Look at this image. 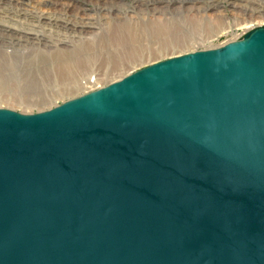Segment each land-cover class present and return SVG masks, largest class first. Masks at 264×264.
Here are the masks:
<instances>
[{
	"label": "water",
	"instance_id": "obj_1",
	"mask_svg": "<svg viewBox=\"0 0 264 264\" xmlns=\"http://www.w3.org/2000/svg\"><path fill=\"white\" fill-rule=\"evenodd\" d=\"M0 264H264V25L0 108Z\"/></svg>",
	"mask_w": 264,
	"mask_h": 264
},
{
	"label": "rangeland",
	"instance_id": "obj_2",
	"mask_svg": "<svg viewBox=\"0 0 264 264\" xmlns=\"http://www.w3.org/2000/svg\"><path fill=\"white\" fill-rule=\"evenodd\" d=\"M56 1L69 4V13L74 15L73 18L77 22H80L83 17H88L94 23L91 28L87 27L85 32L83 31L86 36H81L82 39L79 42H74L70 36L59 34L56 30L49 29L42 24L47 12L59 11L61 6L55 7L48 0H25L23 2L25 9L33 13L38 22L35 21V25L38 26H35V31L32 32L29 30L28 21L15 17V12L21 10L20 7H16L17 2L15 0H0V31L8 30L16 36L32 35L41 37L40 39H47L45 42L39 44L36 42L34 45H25L24 43L21 47L16 44L1 45L0 43V56L17 63L15 72L3 71L4 67L0 70V108H8L25 114L46 111L109 85L155 62L177 55L219 47L223 41L240 39L250 30L264 25L263 0H195L196 6L207 8V17L199 20L200 16H197V11H195L190 14L185 12V16H182L181 19L186 18L195 22L199 20L198 23L205 25L193 27L186 22L177 20L174 24L180 25L178 28L182 31L183 37L186 35L182 41H173L165 45L162 44V46L145 43L142 47L134 46L131 49L120 46L115 52L113 47L108 46V43L112 36L110 30H114L117 26L115 23L118 22L117 20H124L128 15L127 18L140 22L141 19L144 21L155 20V16L149 14L140 18L132 13L131 9L123 10L120 13L114 9L113 14H118L117 18L119 19H108L109 13L104 8L113 7V5L117 8L118 4L120 6L129 4L130 0ZM171 3L173 7L179 6L178 1L171 0ZM236 3L248 5L250 9L251 6H258L257 9L262 15L257 12L254 13V16H250L253 13L250 12V9L246 13H240V8L234 7ZM80 11H84L85 14ZM237 12L241 15H236ZM111 22L113 23V27L110 26L112 28L108 26ZM62 39H67L65 42L67 44H61ZM73 45L74 47H72ZM66 46L69 47V50L71 49L70 54L58 52ZM84 51L93 54L92 63L84 61ZM71 60L78 64L69 74L67 66ZM74 73L76 75L73 77Z\"/></svg>",
	"mask_w": 264,
	"mask_h": 264
},
{
	"label": "bare ground",
	"instance_id": "obj_3",
	"mask_svg": "<svg viewBox=\"0 0 264 264\" xmlns=\"http://www.w3.org/2000/svg\"><path fill=\"white\" fill-rule=\"evenodd\" d=\"M15 1L17 2L16 7L21 8L20 11L15 12L14 14L16 15L15 17H19L23 20L28 21L29 22L28 25L30 26L29 30L34 32L35 26H38V25H35V21H36L34 17L35 15L33 13L28 12L25 9V3H23L25 0H15ZM48 1L51 5L54 4L55 7L61 6V9H59V11H56V12H51V11L47 12V14L45 15V20L42 22L43 25L47 26L49 29L56 30L57 33L59 34L70 36V39H72V41L74 42H79L82 39L81 36H84V37L86 36L84 35L83 31L86 30L87 27L91 28V26H93L94 24L92 23V21H90L88 17H83V19L80 20V22H77L73 18L74 15L69 13V9H68V7L70 6L69 4L61 3L60 1H56V0L54 1L48 0ZM175 1H178L179 6L173 7L171 0H130L129 4L128 3L122 4L121 6L120 4H118L117 8H115V5H113V7L107 6L106 8H104L106 9L107 13H109L108 19L117 18L119 16L118 14H113L114 9H116L115 11L118 13H120L123 10L129 11L131 9V12L135 13L137 17L141 18V17H145V15L153 14L156 18L155 20H147V21L146 20L144 21L141 19L140 22L133 21V19H130L129 17L127 18L128 15H126V19L124 20H120L119 18H117L119 19L117 20L118 22H115L117 23L116 24L117 26L114 28V30L109 29L112 32V36L108 43V46L110 48L113 47L115 52L118 50V48H120V46L128 47L130 49L131 47H134V46L142 47L143 45H145V43H148L151 45L158 44L162 46V44L165 45L166 43H170L173 41H178V40L182 41L183 38L186 36L185 35L183 37V34H181L182 31L178 28L180 25H178L177 23H176L177 25L174 24L177 20L186 22L187 24H190V26H193V27H196L199 25H205V24H201L198 22H200L199 20L207 17L206 16L207 8L205 9L204 7L196 6V4L194 3L195 0H175ZM234 7L236 8L239 7L240 13L242 12L246 13L250 9L248 5H239L237 3L234 4ZM257 7L251 6L250 12H253V13H251L250 16H254V13L256 14L257 12L261 14L260 10H258ZM195 11H197L196 15L200 16L199 17L200 19L198 21L195 22L193 20H187L186 18H184L183 20L181 19L182 16H185V12L186 14H190L191 12H195ZM80 12L84 13V11H80ZM236 15H241V14L237 12ZM219 16L221 17V14ZM112 24L113 23L111 22L109 23L108 26L110 27L112 26ZM33 37L34 36L32 35L31 36L30 35L16 36L15 34H11V31L9 32L8 30L0 31L1 45L16 44V46L18 45L21 47L23 46L24 43L25 45H28V44L34 45L36 42H37L36 44H39L40 42L47 41V39H44V38L40 39L41 37H38V36H35L34 38ZM76 38H79V39L75 40ZM238 39H235V40H238ZM235 40L233 39L227 40L226 42H224V44L231 42V41H235ZM65 42H67V39H62L61 44L63 45L67 44ZM74 45L72 47H74ZM219 46H223V44L221 43V45ZM58 52L64 53V54H70L72 51L71 49L69 50V47L66 46V47L61 48ZM83 55L85 56V60H84L85 62L92 63V59H93L92 53L88 51H84ZM77 64L78 63L73 60H71V62L68 63L67 69H68L69 74L72 73L70 71L75 66L77 67ZM3 67H4L3 71L11 70L15 72L17 70V63L16 61L14 62L13 60H8V59L6 60L0 56V70ZM75 75L76 73L73 74V77Z\"/></svg>",
	"mask_w": 264,
	"mask_h": 264
},
{
	"label": "built area",
	"instance_id": "obj_4",
	"mask_svg": "<svg viewBox=\"0 0 264 264\" xmlns=\"http://www.w3.org/2000/svg\"><path fill=\"white\" fill-rule=\"evenodd\" d=\"M263 1H264V0H263ZM226 41H227V40H226ZM226 41H223L222 44L225 45L224 42H226Z\"/></svg>",
	"mask_w": 264,
	"mask_h": 264
}]
</instances>
